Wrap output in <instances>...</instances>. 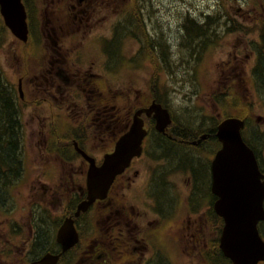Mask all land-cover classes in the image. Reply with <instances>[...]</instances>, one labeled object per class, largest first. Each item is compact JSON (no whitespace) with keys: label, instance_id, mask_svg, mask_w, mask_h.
I'll return each mask as SVG.
<instances>
[{"label":"rangeland","instance_id":"obj_1","mask_svg":"<svg viewBox=\"0 0 264 264\" xmlns=\"http://www.w3.org/2000/svg\"><path fill=\"white\" fill-rule=\"evenodd\" d=\"M259 1L261 0H117L115 5H106L104 8L103 13L107 18L105 25L87 27L93 33H85L84 38L76 40L80 45L88 46L84 59L87 65L90 61L98 62L97 60L103 59L99 47L101 42L91 41L92 36L102 31L104 35L112 36V39L115 31L120 30L117 37L120 61L112 60L113 74L104 69L108 89L106 92L118 98L122 106L128 107L130 105L128 97L124 98V95L128 96L130 90H133V97L136 91H139L138 103H142L139 107L149 105L152 100L150 95L156 92L157 102L166 104V107L170 108L174 114L168 133L181 146L171 144L166 137L161 139L158 135H153L150 141L147 140V143L149 141L147 146L150 145L149 147L153 148L149 158H152L154 170L162 174L164 181L166 179L167 189L177 200H173L174 211L167 216L165 222L155 224L158 226L155 230L148 226V232L143 236V239L158 237L160 255L169 257L171 264H211L207 255L203 256L200 255V251L197 253L191 250V248L194 250L197 244L194 245L190 240L188 225H190L189 215L192 213V207L198 210L204 205L206 209L213 204L214 198L210 194L207 176H199L197 169L208 166L206 162L212 161L219 145L214 138H209L201 150H197L191 143H189L190 147L189 145L186 147L185 143L200 139L204 133L213 134L221 120L235 116L246 119L247 127L243 132L245 138L258 149L260 155L264 154V82H260L259 75L254 79L251 78L252 74L249 73V76L247 74V69L253 64L252 53L255 52L254 56H256L262 48L260 46L262 31L251 25L249 27L244 25L240 17V13L251 12L252 8L258 9ZM47 4L48 0H29L25 8L37 19L39 33L43 26L44 9ZM61 12L66 14L67 10L63 9ZM116 14H120L121 22L116 19ZM194 18L197 19L198 28L191 25L188 20H195ZM114 23L115 26H112ZM206 25L208 26L205 28ZM143 29L147 32L146 36L141 31ZM243 39L249 40L252 44L247 50L250 58L245 62L244 70L230 63V54ZM26 41L12 34L5 26L0 14V74L5 84L18 98L17 105L22 118L18 140L24 142V144L21 143L19 158H26L25 176L22 181L19 182L17 179L9 185L6 179L7 183L0 192V197L2 196L0 222L4 220L6 222L8 219L13 221L14 218L19 219L21 215L29 217V211H31L29 184L33 178L47 179L41 178V162L31 160L36 156L34 150L37 149L35 142L38 141V132L41 129L47 130L51 124L50 120L54 119L53 126L58 133V141H68L69 135L68 130L66 131L68 120L63 111L51 102H44L37 106L33 102L35 99L33 96L38 90L31 80L37 69L35 67L37 62L42 61L46 53L43 51L46 41L42 38L40 44L29 42L31 45ZM150 43L152 48L149 46ZM154 45L156 48H153ZM137 49H140L141 53L135 57ZM244 58L246 60L247 56L245 55ZM20 80H22L21 91ZM118 90H122V98L116 95ZM22 92L25 95L24 100L19 98ZM140 117L145 127L148 116L142 113ZM133 120L134 112L131 115L130 127ZM175 133L179 134L175 135ZM166 146L168 149L169 146L171 147L170 151L166 149ZM188 153L190 155L187 157ZM179 157L181 161H178ZM71 165L75 168L76 161ZM66 168H69V165ZM57 172L59 175L62 172L60 165L57 167ZM192 180L194 187L189 184ZM26 181L28 183L25 185ZM142 182H139L140 186L132 185L130 188L127 183L121 184L115 191L116 202L120 201L121 207L133 206L136 211L150 213L148 206L152 199L145 198L142 194L140 190L143 189ZM190 195L196 196L195 205L190 203ZM3 200H5V207H3ZM58 204L60 207V201ZM115 209L112 212L105 211L102 217L106 228L110 221L117 220ZM3 211L5 214L2 213ZM58 212L60 214V210ZM124 212V215L127 214ZM128 214L132 215L131 208ZM88 215L90 223L94 222L93 225L100 218L97 207ZM211 215L212 224L214 223L220 236L223 231H219L223 224L219 218L221 216L217 213V219L213 213ZM43 216L47 217V213ZM145 219L146 217L140 220ZM203 220L212 221L209 210ZM222 220L224 221L223 218ZM125 221L119 224L115 231L118 233L121 229L125 236H129L127 232L132 225L130 216ZM263 221L264 219L261 220ZM5 225L7 226L5 233L10 232L12 223L7 222ZM17 226L20 225L17 224ZM22 229L18 232L19 234L17 232L15 234L27 240L28 228ZM206 229L207 234L212 235V228L208 226ZM41 230L45 232L42 235L41 244H44L45 237L56 236V231L52 235V229L46 225ZM202 246L201 252L204 253L206 244ZM129 251L130 247L127 252ZM213 264H227V262L220 256H214Z\"/></svg>","mask_w":264,"mask_h":264},{"label":"flooded vegetation","instance_id":"obj_2","mask_svg":"<svg viewBox=\"0 0 264 264\" xmlns=\"http://www.w3.org/2000/svg\"><path fill=\"white\" fill-rule=\"evenodd\" d=\"M116 2L117 0H48V4L44 9L43 26L40 28V33L38 32L37 19L34 18L33 13L26 9L28 27L26 43L29 44L31 42V44H34L37 42L40 44L42 38L46 41L43 45L45 48L43 51L46 53L42 61L37 62L35 66L37 69L31 80L38 90L33 96L35 97L33 102L36 103V106L44 102H51L52 105L63 111L68 120L66 131L68 130L69 135L67 136L68 141H58V133L53 126L54 119L50 120L51 124L47 127V130L41 129L38 132V141L35 142L37 149L34 150L36 151V156L31 158V160L33 162L38 160L41 162V178H47L48 180H37L35 178L31 180L28 193L31 196V199H29V207L31 208L30 213L28 212L29 217L21 215L19 218L21 220L14 218L15 220L13 221L8 219L6 222L5 220L0 222V264H42L41 261L46 257H51V255H59L55 264H171L169 257L160 255L158 237L155 239L145 237L143 239V236L148 232V226L155 230L158 227L155 224L164 223L167 216L173 213V200H177L171 196L170 190L167 189L165 176L164 181L162 174H158L154 170L152 158H149V154L152 155L153 153V148L147 145L153 135H158L161 139L166 137L169 143H178L169 135V126L165 132H160L156 129V120L153 116L147 117L145 121L147 134L143 140L141 155L133 158L125 171L116 177L109 189L107 198L95 201L88 211L75 216L79 203L87 195L86 181L91 164L87 157L92 158L94 163L100 166L104 162L105 156L113 152L120 137L129 130L132 113L134 112L135 114L139 109L146 108L153 102H157V94L154 92L155 94L150 95L152 96L151 103H147L149 104L147 106L139 107L142 104L138 103L139 91H136L133 97V90H130L128 96L124 95V98L128 97L130 105L129 107L122 106L118 98L106 92L108 89L105 70H109L113 74L112 60L120 61L118 57L120 54L118 50L119 42L117 40L120 30L115 31L112 39V36H106L102 31L94 34L91 41L101 42L99 47L103 59L97 60L98 62L90 61V64H85V52L88 46L87 44L80 45L76 40L84 38L85 33H93L87 27L105 25L107 18L103 13L104 8L106 5H115ZM28 4L29 0H24L25 8ZM258 6V9L252 8L251 12L240 13V17L244 25L248 27L251 25L262 31L260 36L262 41L260 46L262 48H260L256 56H254L255 52L252 53L253 64L247 69V74L248 76L249 73L252 74L251 78L254 79L259 75L258 77H261L260 82H264V0L259 1ZM63 9L67 10L66 14L61 12ZM45 11H47V14H45ZM115 16L118 22L122 21L120 14ZM118 16L119 18H117ZM188 20L191 25L198 28L197 19ZM112 26H115V23ZM141 31L145 34L144 36L147 35L145 29ZM112 32L114 33V30ZM251 45L249 40L243 39L241 44L236 45L232 54H230V63L232 62L244 70V64L250 58L247 50ZM153 48H156V46L154 45ZM140 53V49H137L135 57H138ZM245 55L247 56L246 60L244 58ZM21 85L22 80L19 81L20 89ZM116 95L122 98V90L116 91ZM19 98L24 100L25 95H23V92ZM160 104L166 107V104ZM168 109L173 120L174 114L170 108ZM19 118L20 122H22L20 114ZM242 119L245 121V130L247 122L245 118ZM216 132L217 128L213 134L204 133L200 136V139L186 142L185 144L191 143L195 145L193 147L197 150H201L205 143L209 141V138H214L217 141V145H219V148L214 152L215 156L221 148ZM245 139L247 140V138ZM20 140L22 141V136ZM147 140H149L148 143ZM246 142L253 149L259 169L264 175V154L260 155L258 149L249 140ZM21 143L24 144V142H20V147ZM178 145L181 146V144ZM25 160L26 158L20 157L19 182L25 176ZM75 161L76 166L74 168L71 163ZM178 161H181V157H179ZM210 162L212 165V161H208L206 162L208 166L197 169V171L200 173L199 176H207L210 194L213 196L214 201L206 209H204V205L198 210L192 207L188 229L191 235L190 240L194 245H197L194 250L192 248L191 250L197 251V253L200 251V255L203 256L207 255L211 264L214 262V256H220L227 264H234L220 247L221 230H223L224 221L219 217L223 223L219 230L221 231L220 236L215 229V225H213L214 223L212 224L211 213L218 219L215 209L218 197L212 190L213 176ZM58 165L61 166L62 170L60 175L57 172ZM67 165H69V168H66ZM141 181H143L141 183L143 189H140L142 194L145 198L150 197L152 199L148 206L150 213L140 209V211H136L133 206L121 207L120 201L116 202L115 200V191L121 184L127 183L130 188L132 185H139ZM27 183L28 181L25 182V185ZM189 184L194 187L193 180ZM191 195L190 203L195 205L194 199L196 196ZM3 202V207H5V200ZM96 207L100 218L93 225L94 222L90 223L88 214ZM129 208H131L132 215L128 214ZM114 209L116 210L115 216L117 220L113 219L110 221L106 228L102 217L105 211L112 212ZM59 210L60 214H58ZM207 210H209L210 220L212 221L203 220ZM124 211L127 214L124 215ZM2 213L5 214V211ZM45 213H47L48 218L43 216ZM201 213H203L202 216ZM129 216L130 222H132L127 232L129 236H125L119 228L120 232L116 233V227L123 222L125 223ZM68 217H74L72 232L73 229L76 231L78 241L64 251L63 245L57 240V229L63 225V222ZM145 217V220H140ZM7 222L12 223V226L9 229L10 232L5 233V227L7 228L5 223ZM263 222L260 221L258 223V229L264 240ZM17 224L20 226H17ZM45 225L52 229V235L56 231V236H51L50 238L44 236L45 242L41 244L42 235L45 233L41 229H44ZM208 226L212 228V235L207 234L206 228ZM24 227L28 228L27 240L17 236L18 232L22 231ZM182 239L185 240L184 238ZM201 244H206L204 253L201 252L203 247ZM129 247L130 251L128 253ZM259 264H264V261Z\"/></svg>","mask_w":264,"mask_h":264},{"label":"water","instance_id":"obj_3","mask_svg":"<svg viewBox=\"0 0 264 264\" xmlns=\"http://www.w3.org/2000/svg\"><path fill=\"white\" fill-rule=\"evenodd\" d=\"M0 14L12 34L26 41L27 14L22 0H0ZM142 113L156 119V129L160 132H165L172 123L169 109L153 102L135 112L130 129L120 137L114 151L105 156L100 166L87 157L91 163L86 181L87 195L79 203L75 216L88 211L95 201L105 199L116 176L133 158L141 155L147 134L140 117ZM244 127L245 121L238 117H228L218 124L216 135L221 148L212 160V190L218 197L215 209L225 222L220 238L223 253L234 264H259L264 261V240L258 229V223L264 219V175L253 149L244 139ZM73 223V218L65 219L57 234L64 251L78 241L76 231L72 232ZM58 258L59 255H51L41 262L55 264Z\"/></svg>","mask_w":264,"mask_h":264},{"label":"trees","instance_id":"obj_4","mask_svg":"<svg viewBox=\"0 0 264 264\" xmlns=\"http://www.w3.org/2000/svg\"><path fill=\"white\" fill-rule=\"evenodd\" d=\"M17 99L0 74V192L7 180L11 184L18 179L20 174L19 153L21 147L18 133L21 123ZM177 134L175 133V135ZM188 145L185 144L186 147ZM171 147L169 146L168 149L166 146V149L170 151ZM188 155L190 154L188 153L186 156L188 157ZM0 199L2 200V196Z\"/></svg>","mask_w":264,"mask_h":264}]
</instances>
